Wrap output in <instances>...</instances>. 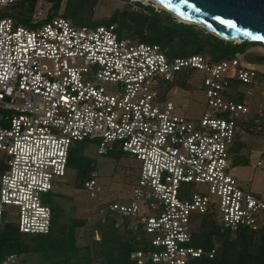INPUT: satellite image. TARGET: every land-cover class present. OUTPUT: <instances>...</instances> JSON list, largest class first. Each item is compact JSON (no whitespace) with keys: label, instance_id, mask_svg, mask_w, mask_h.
Wrapping results in <instances>:
<instances>
[{"label":"built area","instance_id":"obj_1","mask_svg":"<svg viewBox=\"0 0 264 264\" xmlns=\"http://www.w3.org/2000/svg\"><path fill=\"white\" fill-rule=\"evenodd\" d=\"M46 9L39 1L31 27L0 14V225L15 215L22 233H49L45 195L66 175L73 142L88 139L100 155L120 149L140 161L129 197L105 194L96 170L84 184L101 200L103 222L109 212L116 226L125 219L145 236V248L131 253L138 264L213 257L215 248L194 244L208 213L222 229L264 226V185L251 192L232 174L239 123L250 113L232 88L256 81L254 64L239 55L171 58L157 43L121 37L114 24L78 25L58 15L40 25ZM182 72L202 74L211 111L196 121L161 93ZM192 183L203 189L190 193L184 184ZM0 264L24 262L13 253Z\"/></svg>","mask_w":264,"mask_h":264},{"label":"trees","instance_id":"obj_2","mask_svg":"<svg viewBox=\"0 0 264 264\" xmlns=\"http://www.w3.org/2000/svg\"><path fill=\"white\" fill-rule=\"evenodd\" d=\"M39 0H16L11 7L12 17L17 23L33 26L32 15ZM48 5V19L58 15L71 19L75 24H83L92 19L97 0H44ZM65 1V6L62 5ZM137 9H116L112 16L99 22L114 24L121 37L149 43H157L169 57L187 56L203 53L215 61L246 54L249 50L263 43L240 41L221 38L211 32H204L193 23L173 19L165 12H159L154 6L145 5L140 1L135 3ZM257 63H264V54L256 55ZM251 63V61L247 60ZM192 72H182L173 81L176 85H186L193 77ZM240 85L236 84V87ZM240 102L245 101L244 94L235 96ZM243 121L239 127L243 126ZM254 122H250L253 124ZM238 133V131H237ZM89 143L85 139L74 141L69 152L68 169L76 171V185L84 187L91 172L95 170V158L87 152ZM243 143H237L232 148V155L238 153ZM114 152L120 154V149ZM235 155V154H234ZM53 209L52 230L46 234L22 233L15 221L0 225V260L9 254L19 256L24 253H40L51 264H90V245L78 244L76 231L85 226L87 219L72 218L70 222L62 220L63 214ZM106 220H96L95 230H99L100 238L96 242L101 247V264H138L131 259V253L145 248V236L134 233L127 228L123 219L122 226H116L117 217L111 213L105 214ZM200 242L197 246L206 249L215 248L213 257L201 256L190 264H264V226L257 231L240 228L237 231L222 229L212 213L202 217L200 231L197 234ZM195 234V238L197 236ZM194 238V239H195ZM196 243V242H195ZM197 244V243H196ZM85 251V252H83ZM83 254V256H82ZM151 264V263H148Z\"/></svg>","mask_w":264,"mask_h":264},{"label":"rangeland","instance_id":"obj_3","mask_svg":"<svg viewBox=\"0 0 264 264\" xmlns=\"http://www.w3.org/2000/svg\"><path fill=\"white\" fill-rule=\"evenodd\" d=\"M39 1L46 4L48 8L49 4L44 0ZM138 1L145 5L154 6L159 12H165L173 19L192 23L157 5L153 0H97L92 19L84 21L81 25L96 26L100 24L99 22L109 19L116 9L126 7L137 9L135 3ZM64 6L65 1L60 13H62ZM48 11L49 9H46L44 17L40 19V25L48 18ZM13 13L11 5L0 7V14L2 15L12 16ZM193 24L198 25L204 32H211L203 24ZM234 41L240 42V40ZM249 53L251 54L249 58L246 54H243L239 55L240 59L243 62L247 60L251 61L258 69L259 75L253 84L240 85L239 87L234 86L232 88L233 98L239 94H244L245 102L250 107V113L246 116L247 119L245 120L249 123H244L243 126L238 128L237 143H243V147L238 153L232 155L234 163L232 174L238 179L244 189L259 193L264 185V63H257L256 55L264 54V47L254 46L249 50ZM197 76L191 77L186 85H176L174 82H166L161 89L165 100L176 105L177 113L195 121L199 120L207 111H211L201 80L202 74ZM250 122L254 123L250 124ZM87 152L95 158V170L98 172L99 182L104 187L105 194H110L113 197H129L131 185L136 179L134 171L140 164V161L124 151L118 154L113 150L107 154L100 155L98 154L96 144L93 142L89 143ZM258 161H262V165H258ZM1 172L2 169H0ZM184 186L187 187L190 193L199 192L203 189L200 185L194 183L184 184ZM45 196L49 199L51 205L55 207V211L63 214L62 220L64 222L68 223L72 218L87 219L85 226L79 227L76 231L78 244L81 246H91L89 252L91 258L90 264H101V247L96 242L98 233L96 230L95 232L93 230L96 226V220L101 219L103 216L100 211L102 208L101 200L91 197L86 188L77 187L76 171L74 169H68L64 177H57L54 180L53 192ZM7 208L10 211L15 210L13 206H7ZM7 218L16 223L15 215H9ZM196 231L197 235L200 231L198 222ZM199 242L200 237L197 235L194 239V244L198 245ZM20 257L24 264H51V261L40 253H24Z\"/></svg>","mask_w":264,"mask_h":264},{"label":"water","instance_id":"obj_4","mask_svg":"<svg viewBox=\"0 0 264 264\" xmlns=\"http://www.w3.org/2000/svg\"><path fill=\"white\" fill-rule=\"evenodd\" d=\"M154 1L179 17L205 25L221 38L264 44V0Z\"/></svg>","mask_w":264,"mask_h":264},{"label":"bare ground","instance_id":"obj_5","mask_svg":"<svg viewBox=\"0 0 264 264\" xmlns=\"http://www.w3.org/2000/svg\"><path fill=\"white\" fill-rule=\"evenodd\" d=\"M146 1H150V0H146ZM154 1V0H153ZM156 2V1H155ZM157 3V2H156ZM157 5H160V6H162L160 3H157ZM163 7V6H162ZM182 18V17H181ZM182 19H184V20H186V21H189V20H187V19H185V18H182Z\"/></svg>","mask_w":264,"mask_h":264},{"label":"snow or ice","instance_id":"obj_6","mask_svg":"<svg viewBox=\"0 0 264 264\" xmlns=\"http://www.w3.org/2000/svg\"><path fill=\"white\" fill-rule=\"evenodd\" d=\"M162 2H163V0H162ZM229 26H230V27H235V25H232V24H230Z\"/></svg>","mask_w":264,"mask_h":264}]
</instances>
